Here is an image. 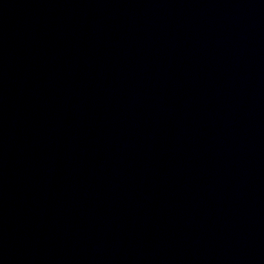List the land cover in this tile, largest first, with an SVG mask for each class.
Here are the masks:
<instances>
[{
  "label": "water",
  "instance_id": "95a60500",
  "mask_svg": "<svg viewBox=\"0 0 264 264\" xmlns=\"http://www.w3.org/2000/svg\"><path fill=\"white\" fill-rule=\"evenodd\" d=\"M0 212L99 264H264V0H0Z\"/></svg>",
  "mask_w": 264,
  "mask_h": 264
}]
</instances>
